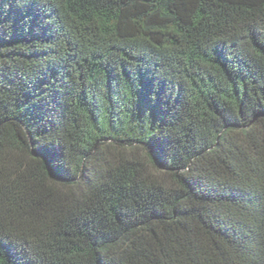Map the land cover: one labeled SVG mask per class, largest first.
<instances>
[{"label": "trees", "instance_id": "1", "mask_svg": "<svg viewBox=\"0 0 264 264\" xmlns=\"http://www.w3.org/2000/svg\"><path fill=\"white\" fill-rule=\"evenodd\" d=\"M0 264H264V0H0Z\"/></svg>", "mask_w": 264, "mask_h": 264}]
</instances>
